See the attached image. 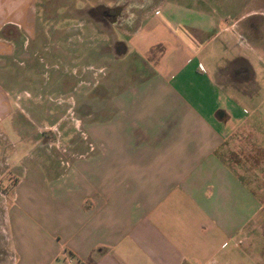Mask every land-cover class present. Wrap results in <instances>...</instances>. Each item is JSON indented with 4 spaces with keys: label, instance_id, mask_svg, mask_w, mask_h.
I'll use <instances>...</instances> for the list:
<instances>
[{
    "label": "crops",
    "instance_id": "1",
    "mask_svg": "<svg viewBox=\"0 0 264 264\" xmlns=\"http://www.w3.org/2000/svg\"><path fill=\"white\" fill-rule=\"evenodd\" d=\"M24 1L0 0V64L14 52L22 23H32ZM196 3L164 0L128 36L125 55L146 78L112 101L111 127L95 133L101 149L63 181L33 185L38 202L53 209L22 235L31 249L13 264H229L249 225L264 219L241 165L227 159L245 119L229 95L231 63L239 77L252 64L247 49L226 56L225 20Z\"/></svg>",
    "mask_w": 264,
    "mask_h": 264
},
{
    "label": "rangeland",
    "instance_id": "2",
    "mask_svg": "<svg viewBox=\"0 0 264 264\" xmlns=\"http://www.w3.org/2000/svg\"><path fill=\"white\" fill-rule=\"evenodd\" d=\"M177 1L198 6L197 0ZM201 1L226 22L222 33L231 37L226 56L247 49L252 64L239 77L238 62L231 63L229 95L245 119L227 159L241 165L238 174L260 197L264 218V0ZM24 2L33 24L22 23L14 52L0 64L7 92L6 109L0 111V264L25 259L21 250L30 248L31 239L22 235L38 228L39 213L48 216L53 209L48 188L42 189L44 204L33 185L63 181L71 167L101 149L95 133L111 127L112 101L146 78L124 48L164 0ZM249 231L242 245L233 248V242L229 264H264V219L252 222Z\"/></svg>",
    "mask_w": 264,
    "mask_h": 264
},
{
    "label": "built area",
    "instance_id": "3",
    "mask_svg": "<svg viewBox=\"0 0 264 264\" xmlns=\"http://www.w3.org/2000/svg\"><path fill=\"white\" fill-rule=\"evenodd\" d=\"M66 264H75V262L73 260H69L66 262Z\"/></svg>",
    "mask_w": 264,
    "mask_h": 264
},
{
    "label": "trees",
    "instance_id": "4",
    "mask_svg": "<svg viewBox=\"0 0 264 264\" xmlns=\"http://www.w3.org/2000/svg\"><path fill=\"white\" fill-rule=\"evenodd\" d=\"M118 22V17H117V20L116 21H111V23H113V25L115 26V23H117Z\"/></svg>",
    "mask_w": 264,
    "mask_h": 264
}]
</instances>
